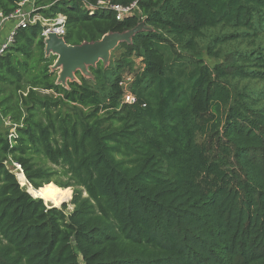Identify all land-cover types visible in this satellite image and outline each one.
<instances>
[{"label":"trees","instance_id":"trees-1","mask_svg":"<svg viewBox=\"0 0 264 264\" xmlns=\"http://www.w3.org/2000/svg\"><path fill=\"white\" fill-rule=\"evenodd\" d=\"M33 1L0 56V264H264V0ZM60 15L71 45L151 29L65 86L44 35ZM8 163L73 187V209Z\"/></svg>","mask_w":264,"mask_h":264},{"label":"water","instance_id":"water-1","mask_svg":"<svg viewBox=\"0 0 264 264\" xmlns=\"http://www.w3.org/2000/svg\"><path fill=\"white\" fill-rule=\"evenodd\" d=\"M150 29L151 27L146 26L145 22H141L130 30L124 32H110L103 35L99 40L92 42L85 41L78 45L68 44L64 36H59L54 29H50L45 38L46 53L48 55L54 54L57 56V59L52 66L53 70L58 71L57 83L67 86L68 81L77 80V73L79 72L84 76L90 77V66H96L99 61L108 64L112 52L121 42L131 43L132 37L136 33ZM19 168L21 169L20 165ZM28 192L31 193L29 189ZM33 196L43 199L42 197ZM71 199L69 201H71ZM69 201H64L58 206L52 202H46L44 200L47 205H52L58 208H61Z\"/></svg>","mask_w":264,"mask_h":264},{"label":"built area","instance_id":"built-area-1","mask_svg":"<svg viewBox=\"0 0 264 264\" xmlns=\"http://www.w3.org/2000/svg\"><path fill=\"white\" fill-rule=\"evenodd\" d=\"M100 4L108 6V8L115 10L117 13V19H122L126 14L133 12L137 8V2L129 6H124L120 4H111L110 1H100ZM34 1L33 0H22L19 7L10 15L5 16L3 13H0V34L8 22H13L12 27L8 30L6 37L0 39V56L5 52L8 46L13 42L16 31L19 27H27L29 24L36 22L38 19H41L38 15H33ZM65 16L60 15L58 18L51 20L50 22H45L47 29L44 31V35L47 36V33L50 29H54L59 36L65 34L64 28ZM134 81V74L132 72H127L122 75V78L119 82L121 88L123 89V102L133 104L137 102V97L131 90V85ZM6 126H10V121L8 119L4 120ZM15 134V129H11V136ZM19 167V165H18Z\"/></svg>","mask_w":264,"mask_h":264},{"label":"bare ground","instance_id":"bare-ground-1","mask_svg":"<svg viewBox=\"0 0 264 264\" xmlns=\"http://www.w3.org/2000/svg\"><path fill=\"white\" fill-rule=\"evenodd\" d=\"M18 170V179L20 180V182L23 184L27 183L26 177L22 170L20 168ZM28 187L33 195L42 197L46 202H52L53 204L58 206L61 205L64 201H69L72 195L71 191L66 188L46 187L37 190L35 187H32L29 184Z\"/></svg>","mask_w":264,"mask_h":264},{"label":"rangeland","instance_id":"rangeland-1","mask_svg":"<svg viewBox=\"0 0 264 264\" xmlns=\"http://www.w3.org/2000/svg\"><path fill=\"white\" fill-rule=\"evenodd\" d=\"M242 46H244V44H242ZM117 54H119V53L117 52ZM204 57H205V59L207 60V62L210 63L211 65H214V64H216L217 62H219L218 59L212 58V57L208 56L206 53H204ZM136 64H137V66H141V63H140V60H139V59H137ZM248 85H249L250 87H253V88H264V81H257V82L252 81V82H248ZM8 166H9L10 169H12V170L16 173L17 178H18V171H19V170H18V169H19V168H18V164L15 165V164L8 163ZM18 180H19V179H18ZM19 182H20V180H19ZM20 183H21V182H20ZM51 183L56 184L55 182H51ZM21 185H22V186H25L27 189H29L27 183H25V184H22V183H21ZM56 185H57V184H56ZM54 187H60V186L57 185V186H54ZM66 189H69V190L71 191V193H72V191H73V187L66 188ZM71 196H72V195H71ZM70 202H71V201H69V202L67 203V204H68V210H72V209H73V205H71ZM81 264H85V263L83 262L82 258H81Z\"/></svg>","mask_w":264,"mask_h":264},{"label":"crops","instance_id":"crops-1","mask_svg":"<svg viewBox=\"0 0 264 264\" xmlns=\"http://www.w3.org/2000/svg\"><path fill=\"white\" fill-rule=\"evenodd\" d=\"M13 22H8L7 25H6V28H4L0 34V39H4L6 37V34L8 32V30L12 27V24Z\"/></svg>","mask_w":264,"mask_h":264}]
</instances>
